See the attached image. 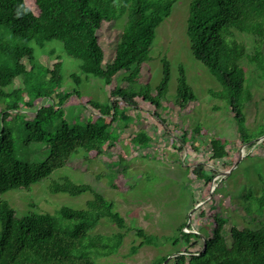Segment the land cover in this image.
I'll return each mask as SVG.
<instances>
[{
  "label": "trees",
  "instance_id": "16d2710c",
  "mask_svg": "<svg viewBox=\"0 0 264 264\" xmlns=\"http://www.w3.org/2000/svg\"><path fill=\"white\" fill-rule=\"evenodd\" d=\"M178 0H0V28L8 39L0 38V100L6 105L0 108V264H101L99 257H108L122 246L127 224L112 201L96 192L88 184H79L66 176L54 180L49 186L52 193L79 196L88 191L93 198L84 209L61 207L55 213L29 211L18 216L16 210L4 198L10 190H30L38 182L48 179L60 167L80 153L89 159L92 152L101 155L114 146V139L105 117L101 122L71 124L64 117L57 101L39 107L32 120L26 124V142L48 144V155L41 162H25L17 155L13 140L9 138L5 122L22 114V105L34 108L40 98H54L61 85L62 63L59 59L49 67L39 63L35 42L43 47L57 40L66 52L81 60V69L103 78L110 84L120 73L135 83L142 78L141 68L149 60V51L156 38V29L171 14ZM127 14V22L118 42L114 58L105 62L99 32L104 23L111 24ZM236 31L247 33L264 42V0H192L187 20V35L194 57L201 61L222 86L214 93L226 99L234 115L242 141L252 139L246 126V106L252 100V91L246 85L247 77L240 66L245 56L264 77V53L257 48L247 51L236 38ZM249 53V54H248ZM163 79L156 94L147 89L139 95L118 91L120 98L133 106L135 98H145L157 109L167 94L171 80V63L164 58ZM23 77L25 86L10 92L6 88ZM38 78V81L31 79ZM75 94V93H74ZM73 93H68V96ZM117 96V95H115ZM148 98V99H147ZM197 99L189 84L184 66H180L177 86V106L186 109ZM97 109H105L98 102L89 103ZM107 106V104H106ZM109 107V106H107ZM101 111V110H100ZM115 121L117 108L107 110ZM60 118V127L48 135L45 122ZM112 121V122H113ZM111 122V121H110ZM264 135V123L260 134ZM139 145L152 141V137L140 132L133 138ZM213 157L223 159L228 149L217 139L211 140ZM198 176L204 178L203 167ZM212 176H206L211 180ZM115 186V185H113ZM262 201L256 202L258 208ZM210 235L206 237V250L192 251L195 240L203 243V234L184 230L185 222L178 228L173 244H185L186 253L174 257L176 264H264V228H251L234 224L220 213ZM102 219L113 222L119 231L112 234L93 233ZM66 221H72L67 223ZM142 238L132 246V253L145 245H159L160 238L136 229ZM200 252V254H195ZM169 255L153 264H163ZM117 264H125L119 262Z\"/></svg>",
  "mask_w": 264,
  "mask_h": 264
},
{
  "label": "rangeland",
  "instance_id": "374dc122",
  "mask_svg": "<svg viewBox=\"0 0 264 264\" xmlns=\"http://www.w3.org/2000/svg\"><path fill=\"white\" fill-rule=\"evenodd\" d=\"M191 1L178 0L171 14L157 27L149 60L141 68L142 78L135 83L124 80L128 73L118 74L110 84L103 78L85 73L81 69V60L70 56L57 40L47 42L43 47L30 43L39 63L51 67L57 59L61 61V85L55 90L53 99L40 98L34 102V108L23 104L22 114H13L5 122L19 158L25 162H41L47 157L48 144L26 142L25 126L39 107L54 101L71 124L101 122L105 117L115 144L101 155L90 153L89 159H84L86 154L80 153L30 190H10L4 198L18 216L29 211L55 213L63 206L84 209L93 198L92 192L72 196L52 193L49 186L52 181L66 176L79 184L90 185L114 203L127 224L122 230L125 232L122 246L111 256L97 258L101 264H153L163 256L185 252L184 243L173 244L178 228L185 222L188 226L184 230L203 234V243L195 240V246L191 248L192 251L200 250L204 246V237L207 238L215 227L216 213L234 224L264 228V135L256 137L264 123V77L247 56L240 60L247 77L246 85L253 95L244 110L248 136L252 139L244 143L228 101L214 94L222 90L221 84L192 54L187 35ZM127 18L125 14L111 24L102 25L99 38L105 49V62L113 60ZM0 38L8 39L1 28ZM236 38L245 44L248 52L253 53L259 48L264 53V42L252 35L236 31ZM164 58L171 63V80L160 108L139 96L135 98L137 103L127 105L118 91L139 95L147 89L150 94H156L164 76ZM180 66L185 67L188 82L197 96L186 109L177 106ZM25 81L23 77L18 78L6 91L25 86ZM32 81H38V78ZM68 93L73 95L68 96ZM91 102L101 103L105 109L94 108L89 104ZM106 104L112 112L117 108L115 121L107 115L109 107ZM5 105L0 100V108ZM60 122V118H53L50 123H44L48 135L58 130ZM140 132L150 135L152 141L136 144L133 138ZM212 139L226 146L229 152L225 158L213 157ZM201 167L204 178L198 176ZM225 171L230 172L223 175ZM206 176H212L211 180H206ZM259 200L263 207L258 208L256 202ZM138 228L159 237L160 244L145 245L132 253V246L142 240L137 236ZM117 231L113 222L102 219L93 233ZM166 264H176L174 257Z\"/></svg>",
  "mask_w": 264,
  "mask_h": 264
},
{
  "label": "water",
  "instance_id": "95a60500",
  "mask_svg": "<svg viewBox=\"0 0 264 264\" xmlns=\"http://www.w3.org/2000/svg\"><path fill=\"white\" fill-rule=\"evenodd\" d=\"M229 172H230V171H225V172H223L222 174H223V175H226V174H228ZM190 232H193V231H190ZM194 233H195V232H194ZM204 239H205V241H204L203 249H201L202 251H205V250H206V246H207L206 238L204 237ZM201 250H200V252H201ZM200 252L195 253V254H200ZM184 253H186V252H180V253H178V254H174V255L169 256L168 259H167L163 264H166L167 261H168L171 257H176V256H178L179 254H184Z\"/></svg>",
  "mask_w": 264,
  "mask_h": 264
}]
</instances>
